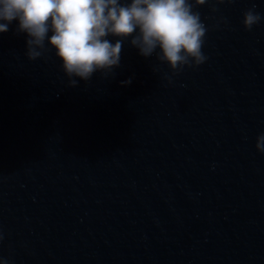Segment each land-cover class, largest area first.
<instances>
[{
  "label": "clouds",
  "instance_id": "obj_1",
  "mask_svg": "<svg viewBox=\"0 0 264 264\" xmlns=\"http://www.w3.org/2000/svg\"><path fill=\"white\" fill-rule=\"evenodd\" d=\"M223 3V0H218ZM206 0H0V33L18 19V31L27 33V56L36 60L43 55L45 40L56 50L64 73L75 86L78 77L89 80L96 71L105 76L120 64L123 39L131 36V44L145 58L156 53L174 73L185 66L203 64L202 52L206 26L200 13L193 11ZM215 10V9H214ZM261 21L255 5L243 14V25L251 30ZM50 22V23H49ZM52 30L53 34H47ZM109 34L121 37L113 45L104 39ZM159 49V51H157ZM130 84L129 80L121 82ZM256 148L264 152V134L257 137Z\"/></svg>",
  "mask_w": 264,
  "mask_h": 264
}]
</instances>
